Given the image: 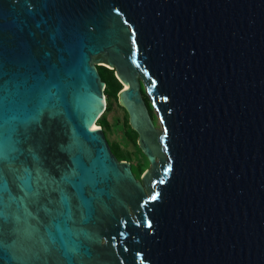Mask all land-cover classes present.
I'll return each instance as SVG.
<instances>
[{"label": "water", "instance_id": "water-1", "mask_svg": "<svg viewBox=\"0 0 264 264\" xmlns=\"http://www.w3.org/2000/svg\"><path fill=\"white\" fill-rule=\"evenodd\" d=\"M0 264H264V0H0Z\"/></svg>", "mask_w": 264, "mask_h": 264}, {"label": "trees", "instance_id": "trees-1", "mask_svg": "<svg viewBox=\"0 0 264 264\" xmlns=\"http://www.w3.org/2000/svg\"><path fill=\"white\" fill-rule=\"evenodd\" d=\"M97 70L100 74L101 79L104 81L105 83V87H104V94L106 97V106H105V110H110L112 105H113V101L117 100V94L119 92V90L121 89L122 85L121 83L118 81V79L115 77L114 75V69H109L107 67L101 66V65H97ZM145 98V102L148 106V109L151 113V106L148 102L147 97L144 95ZM96 123L102 128L104 135L107 134V130L109 129V123L105 118L104 113H102L99 118L97 119ZM120 126V128H119ZM114 128H118L121 129L123 132V138L122 140L124 141L126 140H131L132 143L136 144L137 141V133L130 127L128 120H126L125 122H123L120 125H117V127ZM121 140V139H120ZM125 144V142H124ZM120 142H114L112 143L110 141V148L112 150V152L114 153V155L117 157L118 160H125L127 156H125V154L122 153L121 149H120ZM138 147V146H137ZM139 149V148H138ZM142 168L139 167V169L137 171H135L132 168V171L135 175L136 178H138V175L141 173Z\"/></svg>", "mask_w": 264, "mask_h": 264}, {"label": "rangeland", "instance_id": "rangeland-1", "mask_svg": "<svg viewBox=\"0 0 264 264\" xmlns=\"http://www.w3.org/2000/svg\"><path fill=\"white\" fill-rule=\"evenodd\" d=\"M143 92V88H142ZM144 98V93H143ZM145 99V98H144ZM105 115L106 120L109 123V129L107 130L108 136L105 134L106 140L108 144L110 145V141L112 143L119 141L120 142V149L123 154H125V161L129 162L131 165V168H133L135 171L139 169V167L142 168L141 173L138 175V178L142 175V173L148 169L150 166L149 162L147 161L146 157L143 155V153L138 149L137 145L132 143L131 140H122L123 138V132L121 129H116L114 127H117V125L122 124L127 120V113L124 110L122 106L119 105L118 101H113V105L110 110H106L103 112ZM152 120H154V123L157 127H159V122L156 119L154 113L151 115ZM97 126H99L96 123ZM120 128V126H119ZM122 137V138H121ZM121 139V140H120ZM125 142V144H124Z\"/></svg>", "mask_w": 264, "mask_h": 264}, {"label": "bare ground", "instance_id": "bare-ground-1", "mask_svg": "<svg viewBox=\"0 0 264 264\" xmlns=\"http://www.w3.org/2000/svg\"><path fill=\"white\" fill-rule=\"evenodd\" d=\"M123 85L125 84L123 83ZM90 127L92 128V127H98V126L96 125V123H93Z\"/></svg>", "mask_w": 264, "mask_h": 264}, {"label": "snow or ice", "instance_id": "snow-or-ice-1", "mask_svg": "<svg viewBox=\"0 0 264 264\" xmlns=\"http://www.w3.org/2000/svg\"><path fill=\"white\" fill-rule=\"evenodd\" d=\"M153 198H155V197H153Z\"/></svg>", "mask_w": 264, "mask_h": 264}]
</instances>
